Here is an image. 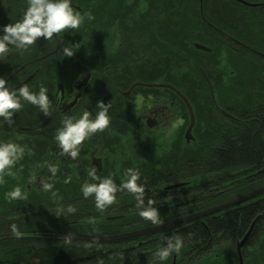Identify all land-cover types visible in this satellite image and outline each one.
Listing matches in <instances>:
<instances>
[{
	"label": "flooded vegetation",
	"instance_id": "flooded-vegetation-1",
	"mask_svg": "<svg viewBox=\"0 0 264 264\" xmlns=\"http://www.w3.org/2000/svg\"><path fill=\"white\" fill-rule=\"evenodd\" d=\"M7 1L10 19L0 0V28L21 18L25 9V0ZM229 1L247 7L258 5ZM210 3L219 4L218 0ZM73 6L82 13L91 12L94 19L86 18L78 32L69 30L50 41L41 37L28 50L13 51L0 62V76L12 87L27 83L38 91L43 84L52 102L47 115L22 101L13 123L0 117V140L24 146L12 174L0 179V264H159L153 256L161 233L188 223L115 240L179 218L153 225L138 215L135 202H131L135 197L127 191H118L116 201L99 211L92 197H83L80 186L90 179L92 166L98 175H111L117 185L125 169L135 167L140 181L159 178L149 192L151 199L159 204L161 196L172 197L191 181L173 171L179 164L178 156H185L183 164H195L213 136L208 130L211 117L236 115L226 108H239L241 97L238 93L226 95L230 82L223 74L209 79L205 73L204 68L213 65L208 64L209 59L216 64L222 56L213 52V37L184 41L190 51L185 55L186 64L179 65L172 54L178 40L176 24L182 18L191 20L193 13L181 15L179 8L197 6L205 21V0H73ZM216 32L217 36L229 37ZM233 42L241 46L237 40ZM163 43L169 50H162ZM70 44L76 45V53L69 57L63 48ZM37 53L41 55L29 60ZM23 54L26 60L17 64V57ZM232 55L237 58V54ZM204 61L202 68L199 62ZM195 64L200 73L196 79L190 74ZM101 100L110 104L109 128L87 139L77 158L63 153L55 141L63 120L78 117L85 109L94 113ZM192 114L194 126L187 139ZM46 183L53 188L46 191ZM17 184L26 199L7 201L5 193ZM68 206L76 211L69 212ZM12 223L25 235L12 234ZM178 263L174 255L171 264Z\"/></svg>",
	"mask_w": 264,
	"mask_h": 264
},
{
	"label": "trees",
	"instance_id": "trees-1",
	"mask_svg": "<svg viewBox=\"0 0 264 264\" xmlns=\"http://www.w3.org/2000/svg\"><path fill=\"white\" fill-rule=\"evenodd\" d=\"M245 1L258 5L247 7L229 0H218L219 4L212 5L210 0H205V21L197 6L179 8L181 15L193 12L191 20L182 18L176 24L178 40L176 52L172 54L179 65L186 64L185 55L190 52L189 44L184 41H206L213 37V52L222 54L219 62L215 64L216 61L209 59L208 64L210 62L214 67L209 65L208 69L204 68L205 61L199 63L209 79L223 74V79L230 82L226 95L238 93L241 103L239 108H226L236 115L211 117L208 130L213 136L207 140L208 149L200 154L202 156L195 160V164L186 161L183 164L185 156H178L179 164L173 171L178 173V177L191 181L188 187L180 189L172 197L161 196L159 204L156 201L154 206L159 208L163 223L167 219L220 206L264 186V0ZM2 2L5 13L10 11L8 1ZM9 11L7 20L10 19ZM214 29L224 32L230 39L215 35ZM233 39L241 46H237ZM166 49L169 50V45L163 43L162 50ZM38 54L29 60L41 55ZM232 54H237V58ZM26 57L25 54L18 56L17 64L25 61ZM193 67L190 74L194 79L199 78L198 67L196 64ZM200 89L203 90L204 86ZM158 179L154 176L140 181L145 187V203ZM131 202L136 204L133 199ZM251 227L250 236L239 252L238 246ZM177 235L184 242L180 252H173L167 261L159 264H171L174 255L178 256V264H240V256L243 264H264V193L243 204L194 220L186 227L162 232L159 247L166 243L168 237Z\"/></svg>",
	"mask_w": 264,
	"mask_h": 264
},
{
	"label": "clouds",
	"instance_id": "clouds-1",
	"mask_svg": "<svg viewBox=\"0 0 264 264\" xmlns=\"http://www.w3.org/2000/svg\"><path fill=\"white\" fill-rule=\"evenodd\" d=\"M94 19L91 12L82 13L73 6V0H26V8L21 18L14 22L3 25L0 28V62L13 51L22 52L43 37L45 40L57 38L59 34L69 30L79 31L85 19ZM75 46L70 44L63 48L65 56L75 55ZM23 102L37 106L46 115L51 111L52 102L49 99L48 88L41 84L39 90H33L29 84L22 83L20 86L12 87L8 79L0 76V117L13 123V116L23 107ZM109 103L102 100L97 103L95 112L88 109L83 110L78 117H66L63 126L55 135V141L63 153L77 158L80 154V146L97 132H103L110 126ZM24 153V146L13 141L0 140V179L12 174V167ZM53 174L57 171L52 167ZM97 168L92 166L88 172L90 179L80 186L81 193L85 199L92 197L95 208L99 211L105 210L112 205L118 191H127L135 197L138 215L153 225L163 223L160 212L155 207L156 201L149 198L145 203V187L140 183V172L135 167L125 169L124 176L119 185L111 175L102 176L97 174ZM35 179V177H31ZM68 183V181H65ZM45 190L53 188V184L46 183ZM5 199L9 202L26 199V193L21 185L13 186L5 193ZM69 212H75L76 208L68 206ZM59 215V212H57ZM89 218V222L94 221ZM10 231L16 237L25 233L18 229L16 223H12ZM183 238L179 235L168 237L166 243L158 247L153 258L160 262L167 261L170 255L179 253L183 247Z\"/></svg>",
	"mask_w": 264,
	"mask_h": 264
},
{
	"label": "water",
	"instance_id": "water-1",
	"mask_svg": "<svg viewBox=\"0 0 264 264\" xmlns=\"http://www.w3.org/2000/svg\"><path fill=\"white\" fill-rule=\"evenodd\" d=\"M238 1L243 2L242 0H238ZM243 3L244 4H247L245 2H243ZM247 5H249V4H247ZM197 47L198 48H201V49H206V48H204V47H202L200 45H197ZM190 111L192 113L191 108H190ZM194 120H195V118H194V115L192 114L191 115V124H190V127H189L188 131H187V139L190 138L191 131H192V128L194 126ZM180 186H181V184L180 185H174L171 188H178ZM263 193H264V186L261 187V188H258L256 190H254V191H252V192H250L248 194H245V195H243V196H241V197H239V198H237V199H235L233 201H230V202H227L225 204H222L220 206L213 207L211 209H208L206 211H202V212H199V213H196V214H192V215H189V216H185V217L179 218L177 220H174L172 222H169V223H166V224H162L160 226H156V227L151 228V229H146V230L139 231V232H135V233H132V234H128V235H123V236H120V237H116L115 240H122V239H127V238H133V237H137V236H141V235H145V234H149V233H153V232H158V231L165 230V229H168V228H172V227H175V226L183 225V224H186V223H190V222H192L194 220H197L199 218L206 217L208 215L218 213L220 211L229 209V208L234 207L236 205L243 204V203H245V202H247V201H249V200L257 197L258 195L263 194ZM252 227H251L250 231L247 233V235L244 237V239L241 241V243L239 244V246H238L239 252L241 250V247L245 244V242L249 238L250 233H251V230H252Z\"/></svg>",
	"mask_w": 264,
	"mask_h": 264
},
{
	"label": "rangeland",
	"instance_id": "rangeland-1",
	"mask_svg": "<svg viewBox=\"0 0 264 264\" xmlns=\"http://www.w3.org/2000/svg\"><path fill=\"white\" fill-rule=\"evenodd\" d=\"M241 264H243V261L241 260Z\"/></svg>",
	"mask_w": 264,
	"mask_h": 264
}]
</instances>
